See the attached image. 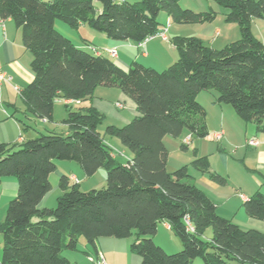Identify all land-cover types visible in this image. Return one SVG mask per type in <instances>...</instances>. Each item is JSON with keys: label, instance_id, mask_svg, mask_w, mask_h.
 <instances>
[{"label": "trees", "instance_id": "obj_1", "mask_svg": "<svg viewBox=\"0 0 264 264\" xmlns=\"http://www.w3.org/2000/svg\"><path fill=\"white\" fill-rule=\"evenodd\" d=\"M215 1L226 9V20L238 23L240 38L215 48L198 36L174 35L178 58L158 70L137 60L123 67L93 47L94 53L86 51L57 21L139 42L165 26L161 12L174 22L197 23L212 22L215 10L195 11L181 0H0V17L14 20L32 53L34 78L19 91L30 115L53 120L56 101L89 99L98 86L119 88L139 111L102 133L106 116L96 107L70 109L63 119L67 133L40 131L18 148L0 141V182L12 176L18 183L0 221V264H70L66 251L87 252L80 247L84 242L95 254L100 237L132 238L130 250L141 264H192L197 257L204 264H264V230L243 228L221 215L188 165L168 169L167 135L179 137L185 130L192 137L209 135L207 110L199 100L204 90H217L218 103L231 104L264 133V43L251 29L255 18L264 19V0ZM104 135L119 138L131 158L118 160ZM58 161H75L89 176L105 168L107 186L84 191L63 174L56 206L41 207ZM192 164L226 181L212 173L208 155H196ZM243 207L248 216L264 220V193L257 190ZM160 222L179 237V251L168 253L154 240Z\"/></svg>", "mask_w": 264, "mask_h": 264}, {"label": "crops", "instance_id": "obj_2", "mask_svg": "<svg viewBox=\"0 0 264 264\" xmlns=\"http://www.w3.org/2000/svg\"><path fill=\"white\" fill-rule=\"evenodd\" d=\"M181 1L183 2V0ZM168 18L170 17L167 15ZM213 22L203 27V35L209 36L214 33H221V29L217 26L215 27ZM57 26L80 47L84 45L83 43L89 41V39L99 41L101 44L100 46L92 44L93 46L117 47V62L123 67H128L134 60H137L145 65L160 69L159 67H166V65L178 58V51L169 39V36L168 40L154 37L146 41L143 47H138L137 42L113 40L106 34L91 29L87 24L81 23L78 28H72L65 25V23L57 21ZM179 31L176 29L174 32L176 34H172V36L179 34ZM31 61L32 53L26 48L21 30L17 27L14 20L10 17L5 19L0 17V66L10 77V81L4 83L0 88V141L2 142L11 145L20 144L23 140L36 136L40 131H43L40 129L67 133L68 128L63 119L68 115L70 109L78 110L94 106L106 118L108 115H112L118 121H122L125 124L139 114L136 103L119 88L98 86L94 96L89 99H60L56 101L53 120L34 117L27 112L25 102L21 98L20 93L15 89V86L23 89L34 78ZM155 63H159L161 66H154L156 65ZM110 96H114V100L107 98ZM118 102L122 106H118ZM57 103L69 104L68 108L65 106L66 111L63 115L58 114L56 116ZM211 106L214 109V125L212 126L213 122L210 118L212 111L207 107L208 128L211 125L213 136H215L216 132H223L220 140L214 137V140L218 143L215 154L221 156L222 163L219 167L214 166V171H211L212 173L222 175L226 181L222 183L210 173L201 172L198 169L196 170L197 173H190L193 176L194 182L214 200L217 210L221 215L232 219L243 228L254 227L264 230V220L248 216L243 207V201L257 190L264 193V133L257 132L251 123L245 122L236 114L233 107L229 108V105L218 103L216 98L211 102ZM187 132L188 135L186 137L191 135L189 131ZM248 137L257 138L259 145L255 147L248 145ZM104 138L108 141L106 135H104ZM223 143L225 146L228 145L233 148L231 153L234 155L227 152ZM194 151L198 155V148ZM131 156L128 157L131 158ZM115 157L117 158V156ZM66 167L67 165H64L62 161H58L55 171L56 177L58 174L63 175ZM168 169L170 170L169 166ZM100 170L101 168L97 172ZM52 174L50 175V179L52 178ZM72 175L79 178L76 172H72L69 178ZM51 183L52 188L42 199L40 203L41 207L48 205L49 194L55 186L60 189L59 184L54 185L52 181ZM17 192L18 183L16 179L12 176L4 177L0 182V204L7 205ZM4 219L5 213H1L0 211V221ZM162 223L165 228L172 230L167 222ZM1 236L0 254L4 240L3 235ZM131 240L132 238L100 237L97 240V249L103 252L109 264H141L140 256L130 250ZM172 241L176 242V245H179L176 237L173 236ZM80 247L88 249V251L85 252L82 249H77L65 252L70 259V264H92L88 258V255L92 254V251L88 246L84 245V242L80 244Z\"/></svg>", "mask_w": 264, "mask_h": 264}, {"label": "rangeland", "instance_id": "obj_3", "mask_svg": "<svg viewBox=\"0 0 264 264\" xmlns=\"http://www.w3.org/2000/svg\"><path fill=\"white\" fill-rule=\"evenodd\" d=\"M184 2V3H183ZM183 7L193 9L195 11H209V10H215L217 12V15L215 19L213 20V25L216 27H219L221 29V33H214L213 35H203V27H205L210 22H197V23H178L174 22L171 18L167 19V13L161 12L159 19L163 22L165 26H168L169 31L167 32L169 39L171 40L172 34L174 33L176 29L180 30L179 35H192V36H198L200 37L206 44H209L215 48H222L227 43L236 40L240 38L241 32L240 28L237 22L235 21H228L226 20L225 11L226 9L218 4L215 0H183ZM60 21V20H58ZM64 24V22L60 21ZM67 25V24H65ZM89 26V25H88ZM69 27V26H68ZM90 27V26H89ZM93 29L92 27H90ZM252 32L256 35L257 38H259L264 43V19L263 18H255L254 21H252L251 24ZM97 31V30H96ZM99 33V32H98ZM178 35V34H177ZM160 37V36H158ZM161 39V37H160ZM82 46L83 49L86 51H89L91 53H94L92 50V44H97L100 46L101 44L99 41H94L93 39H89L86 43H83ZM101 48V47H100ZM104 54L111 59H113L115 62L118 61L117 58H113L108 55L107 52H104ZM143 60V58H142ZM175 62V61H173ZM172 62V63H173ZM166 65V67H159V63H155L160 69L163 70L164 68H167L170 64ZM129 66V65H128ZM127 67V66H126ZM157 69V68H156ZM199 100L200 102L207 108H210L211 115L210 118L212 119V126L214 125V109L211 106V102L215 100L218 96V91L215 89L212 90H204L199 94ZM114 96H110L107 98L113 99ZM114 100V99H113ZM223 105H229V108H232L231 104L224 103ZM66 105L63 103H57L56 106V116L58 114L63 115L66 111ZM242 121V120H241ZM108 124H116L117 126H123L125 123L122 121H118L114 116L108 115L106 120L99 126V130L104 133L105 127ZM234 125V123L232 122ZM43 131H46L45 129H40ZM61 132V131H58ZM213 131L211 128V125L209 127V135L206 137H193V140L191 143L187 144L185 143V138L188 135V132L185 131L181 136L175 137L172 135H167L165 138L166 146L169 149V161L168 166L170 170H175L179 168L182 165H188L189 172L191 173H197V169L193 166L192 161L196 158V155H194V150L198 148V155L197 156H205L208 155V160L210 162V170L214 171V166L219 167L221 165V156H217L216 153V147H217V141L214 140V136L212 135ZM249 138V137H248ZM106 141L112 148L113 154L117 156L118 160L126 161L131 156V151L125 147L119 138L115 136L106 135ZM238 139V138H237ZM185 143L188 145L187 149H182L181 144ZM20 145L18 144L16 148H18ZM223 146L225 144L223 143ZM228 153L232 152V147L226 145L225 146ZM234 155L233 153H231ZM237 156V155H236ZM219 157V158H218ZM64 165H67L64 174L67 176H70L72 172H76V174L80 178V188L81 190L87 191L91 190L93 188H104L107 186L106 181V169L101 168L100 171L95 172L93 175H86L81 168V166L76 163L75 161H62ZM210 175V174H208ZM61 175L58 174L56 177V172L52 174L51 181L54 185L59 184V178ZM61 194V188H57L55 186L53 190L49 194L48 198V205L49 207H55L57 204V198ZM7 205L0 204V211L1 213L4 212L6 216L7 211ZM212 230L209 228L206 236H211ZM2 234L0 233V236ZM176 237L178 239L179 245H176L174 241H172V237ZM2 237V236H1ZM154 240L160 244L168 253H174L181 249V241L179 237L172 231L167 228H165L164 224L162 222L159 223L158 231L156 235L154 236ZM197 259V260H195ZM192 264H204L202 257L195 258ZM197 261V262H195Z\"/></svg>", "mask_w": 264, "mask_h": 264}, {"label": "built area", "instance_id": "obj_4", "mask_svg": "<svg viewBox=\"0 0 264 264\" xmlns=\"http://www.w3.org/2000/svg\"><path fill=\"white\" fill-rule=\"evenodd\" d=\"M168 26H163L157 33H155L154 35L148 36L147 38H145L143 41H139L137 42V46L138 47H143V45L146 43V41L154 38V37H158L160 36L161 38H163L164 40H168ZM93 48L97 51V52H107L109 56L116 58L118 57V48L117 47H97V46H93ZM10 81V77L9 75L6 73V71L0 66V88L4 85V83ZM15 89L19 92L20 88L18 86H15ZM118 106H122V104L120 102L117 103ZM223 132L219 131L215 133V139L220 140L222 138ZM192 140V136H188L185 138V143L189 144ZM249 145H259V141L257 138H252L249 139L248 141ZM114 155V154H113ZM72 181L74 182H80L79 178L76 177L75 175H72L70 178ZM89 260L92 262V264H109L103 254V252L98 251L95 254H89L88 255Z\"/></svg>", "mask_w": 264, "mask_h": 264}]
</instances>
